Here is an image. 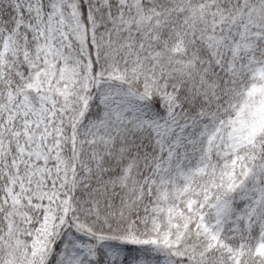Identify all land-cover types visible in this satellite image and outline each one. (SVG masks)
<instances>
[{
    "label": "snow or ice",
    "instance_id": "1",
    "mask_svg": "<svg viewBox=\"0 0 264 264\" xmlns=\"http://www.w3.org/2000/svg\"><path fill=\"white\" fill-rule=\"evenodd\" d=\"M0 264H264V0H0Z\"/></svg>",
    "mask_w": 264,
    "mask_h": 264
}]
</instances>
